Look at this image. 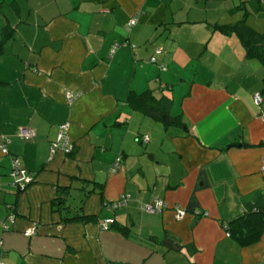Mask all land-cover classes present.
<instances>
[{"label": "crops", "instance_id": "1", "mask_svg": "<svg viewBox=\"0 0 264 264\" xmlns=\"http://www.w3.org/2000/svg\"><path fill=\"white\" fill-rule=\"evenodd\" d=\"M241 21L264 52V0H0V264H264V229L241 245L226 228L264 212V63L219 29ZM145 91L176 124L134 107ZM62 126L75 148L51 154Z\"/></svg>", "mask_w": 264, "mask_h": 264}, {"label": "trees", "instance_id": "2", "mask_svg": "<svg viewBox=\"0 0 264 264\" xmlns=\"http://www.w3.org/2000/svg\"><path fill=\"white\" fill-rule=\"evenodd\" d=\"M244 22L236 25H226L219 29L223 32H229L230 30H237L240 34L241 41L246 47L248 55H253L264 63V52L260 47L256 45L258 42H262V37L255 30L243 26ZM243 29H240L239 27ZM239 28V30H238ZM134 107L140 109L145 115L160 120L166 127L172 124H176L178 118H175L168 114L166 109L163 107V98H156L152 91H145L138 95H132ZM73 146L74 144L70 141ZM70 151V152H71ZM69 152V153H70ZM68 154V153H66ZM65 193L59 194L53 201L55 210L62 212L67 209L65 206ZM72 212V210H70ZM65 221L83 220L92 221L96 220L91 216H84L80 214H74L73 216L66 217ZM227 231L229 235L237 240L241 245H246L256 241L264 229V212L258 210H251L245 212L233 220L229 221L227 225Z\"/></svg>", "mask_w": 264, "mask_h": 264}, {"label": "built area", "instance_id": "3", "mask_svg": "<svg viewBox=\"0 0 264 264\" xmlns=\"http://www.w3.org/2000/svg\"><path fill=\"white\" fill-rule=\"evenodd\" d=\"M135 21H136L135 17L130 18L128 23H127V28L129 29L135 23ZM159 51H160V49H158L156 52H159ZM150 61L155 62L156 59L154 57H152L150 59ZM161 68L164 69V66L161 65ZM77 95H78V93L75 95L68 93L67 98H68V100H71ZM253 101H254V104H256V105L259 104L260 97L258 94L254 95ZM65 128H66L65 126L61 127L57 140L51 143V146H50V153L51 154L54 153L57 149H60L65 153H69L73 149V146L70 143L68 136L65 134ZM33 135H34L33 131L30 129H27V128H19L16 131V136L19 139H30L33 137ZM142 141L143 142L148 141V135H144L142 137ZM7 143H9V139H6L3 137L2 143L0 144V151L2 153H7V148H6ZM119 162H120V159L118 158L113 163V165H112L113 171H115L117 169ZM9 175H10V185H12L14 187H19V188L24 187L27 184L31 183L35 178L34 173L27 171L25 168H23L21 166L20 160L16 156L11 157V166H10ZM127 197L128 196L123 195L117 201L106 204L107 209L113 210V209H116L119 206L125 204L127 201ZM165 207H166V204L163 200L156 199L152 203H145V204L141 205V210H143L144 212L149 213V214H158V213L162 212ZM174 211H175V218L176 219H181L185 214L184 209H182L180 207H175ZM8 219L11 222H13L14 214H10L8 216ZM109 223H110V219L104 220L102 222V226L104 228H106ZM5 228H7V227L5 226ZM35 231H36V227H35V225H33V226L26 228L24 231V234L26 236H31L35 233Z\"/></svg>", "mask_w": 264, "mask_h": 264}]
</instances>
